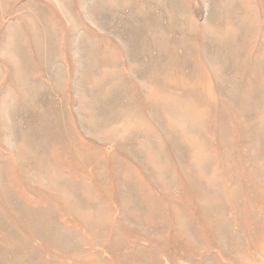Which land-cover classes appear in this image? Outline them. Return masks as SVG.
I'll return each instance as SVG.
<instances>
[{"label": "rangeland", "instance_id": "rangeland-1", "mask_svg": "<svg viewBox=\"0 0 264 264\" xmlns=\"http://www.w3.org/2000/svg\"><path fill=\"white\" fill-rule=\"evenodd\" d=\"M0 264H264V0H0Z\"/></svg>", "mask_w": 264, "mask_h": 264}]
</instances>
